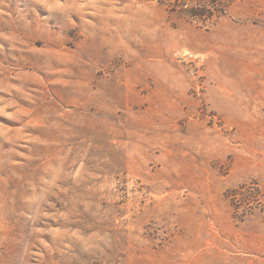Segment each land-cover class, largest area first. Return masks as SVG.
<instances>
[{"label":"rangeland","instance_id":"374dc122","mask_svg":"<svg viewBox=\"0 0 264 264\" xmlns=\"http://www.w3.org/2000/svg\"><path fill=\"white\" fill-rule=\"evenodd\" d=\"M0 264H264V0H0Z\"/></svg>","mask_w":264,"mask_h":264}]
</instances>
